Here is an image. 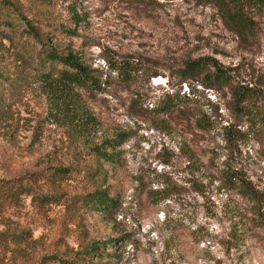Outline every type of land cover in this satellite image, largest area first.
Returning <instances> with one entry per match:
<instances>
[{"label":"rangeland","instance_id":"1","mask_svg":"<svg viewBox=\"0 0 264 264\" xmlns=\"http://www.w3.org/2000/svg\"><path fill=\"white\" fill-rule=\"evenodd\" d=\"M5 1L19 16L0 25V183L29 182L31 193L4 207L0 229L28 228L31 237L1 249L0 264H60L46 258L91 248L85 258L101 264H264V229L231 241L246 228L245 211L225 179L237 172L264 191V132L232 111L226 87H203V73L180 76L188 60L210 56L234 81L264 90V0H239L250 35L198 0ZM74 11L77 37L26 34L25 17L69 27ZM51 43L81 51L100 87L60 96L41 75L49 67L40 51ZM140 62L144 71L124 81L122 71ZM185 83L196 96L183 112L149 110L167 90L187 92ZM199 111L210 130L195 128ZM116 135L126 137L109 149L117 160L93 159L89 147ZM89 165L105 179H91ZM60 167L68 171L53 173ZM98 188L114 202L107 209L82 199Z\"/></svg>","mask_w":264,"mask_h":264},{"label":"trees","instance_id":"2","mask_svg":"<svg viewBox=\"0 0 264 264\" xmlns=\"http://www.w3.org/2000/svg\"><path fill=\"white\" fill-rule=\"evenodd\" d=\"M199 3H214L221 11L222 17L233 24L234 29L237 32L244 35H250L253 31V25L251 18L243 11V6L239 0H198ZM261 0H256L259 3ZM44 4H50L51 0H42ZM17 14L18 11L9 4L8 1L0 0V25H8V18L11 15ZM72 13L73 26H64L58 23H45L37 20L24 18L23 22L26 26V34L32 36L34 39L42 42L44 34H64L68 37H77L79 32L76 29V23L82 21V16L77 11ZM46 26L45 30H42L41 24ZM81 25V24H80ZM48 39L49 36L45 34ZM39 61L43 67H49L47 72L41 71L42 79L46 82H50L49 85L57 86L59 95L65 96L66 92L71 93L74 90V86L79 87H100V82L93 75L90 70V65L87 64L84 55L81 51L74 48L71 44L61 46L60 44H50L49 46L43 44V49L40 51ZM135 68L132 70H123L120 74L124 81L136 80L139 72L144 71L142 62L134 63ZM203 73L202 85L205 88L213 87L215 85H222L228 89L230 96L229 107L236 114L244 117L251 125L257 126L259 131L264 132V109L262 106H258L257 103L262 97H264V90L256 83H242L240 81H234L235 79L230 76L218 62L210 57L203 56L188 60L182 70H180L181 81L188 79L196 74ZM158 72L154 71L150 74L156 76ZM73 87V88H72ZM187 92L182 90L165 91L155 100V104H152L149 110L155 114H171L174 111L183 112L182 105L189 103L194 99L196 93L191 91L185 83ZM71 89V90H70ZM73 97L77 96L76 92H73ZM192 95V98H190ZM90 119L86 118L85 126ZM195 128L201 131L210 130L213 126L211 116L206 112H198L194 120ZM226 129V126L223 127ZM126 140L124 135H116L114 137L106 138L100 143L93 144L89 147V152L95 156L93 159L111 163L117 160L118 152L109 151L111 145L117 143L121 144ZM57 174H64L68 171V168H55L52 169ZM86 173L90 175L91 179H105L106 172H103L101 165L96 168L90 165L86 167ZM53 173H51L53 175ZM54 174V175H55ZM53 177V176H51ZM51 179V178H50ZM225 179L227 185H230L237 197L244 205L243 214L239 213V222L245 229L236 230L231 234V241L238 239H245L247 235L252 233V229H264V191L257 186L250 178L242 176L237 172L226 173ZM102 182V181H101ZM13 183V182H12ZM9 181L0 183V215H3L4 207L7 204L15 203L21 195H29L31 193V184H23L19 181L15 185H8ZM165 191V188H163ZM86 204L93 209H107L110 205L114 204L113 200L109 197V193L105 188H98L97 190L90 192L88 195L82 197ZM45 201H48L45 197ZM242 210H239V212ZM31 237L30 229L12 227L5 224L4 228L0 229V250H6L9 244H17L27 240ZM94 250L91 248L90 252L83 251L78 253L77 257L70 256L68 251H64L62 255L70 258H58L57 256H49L46 258L50 261H57L60 264H101L99 262H92L91 257L85 258V253H92Z\"/></svg>","mask_w":264,"mask_h":264}]
</instances>
